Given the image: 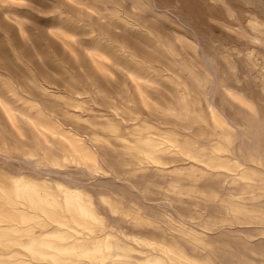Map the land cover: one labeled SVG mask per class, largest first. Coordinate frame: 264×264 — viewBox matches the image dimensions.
<instances>
[{
    "label": "rangeland",
    "instance_id": "obj_1",
    "mask_svg": "<svg viewBox=\"0 0 264 264\" xmlns=\"http://www.w3.org/2000/svg\"><path fill=\"white\" fill-rule=\"evenodd\" d=\"M0 235V264H264V0H0Z\"/></svg>",
    "mask_w": 264,
    "mask_h": 264
},
{
    "label": "bare ground",
    "instance_id": "obj_2",
    "mask_svg": "<svg viewBox=\"0 0 264 264\" xmlns=\"http://www.w3.org/2000/svg\"><path fill=\"white\" fill-rule=\"evenodd\" d=\"M206 98H207V97H206ZM203 99H204V98H203ZM210 102H211V101H210ZM207 103H209V102H206V104H207ZM209 105H210V107H211V104H210V103H209ZM207 107H208V105H207ZM214 124H215V123H214ZM178 127H179V126H178ZM79 135H81V134H79ZM76 144H78V143H76ZM77 146H78V145H77ZM75 147H76V146H75ZM78 147H79V146H78ZM164 147H166V146H164ZM76 148H77V147H76ZM119 148H120V147H119ZM123 148H124V147H123ZM166 148H167V147H166ZM163 149H164V148H163ZM163 149L161 148V150H163ZM81 150H82V149H81ZM81 150H80V151H81ZM165 150H166V149H165ZM81 152H83V151H81ZM154 152H155V150H154ZM159 152H160V148H159ZM77 153H78V152H77ZM86 154H87V153H86ZM78 155H79V153H78ZM83 156H84V155H83ZM155 156H156V157H159V156L157 155V153H156ZM155 156H154V157H155ZM161 156H163V155H161ZM161 156H160L159 158H161ZM74 157H75V156H74ZM79 157H80V155H79ZM80 158H81V157H80ZM85 158H86V157H85ZM82 160H83V159H82ZM87 160H88V159H87ZM87 160H86V161H87ZM152 160H153V159H152ZM155 160H156V159H155ZM155 160H154V162H155ZM157 160H158V159H157ZM75 161H76V159H75ZM160 161H161V160H160ZM160 161H156V163L159 162V164H160V163H161ZM148 162H149V161H148ZM152 162H153V161H152ZM83 163H84V162H83ZM87 163H88V161H87ZM79 164H82V162L79 163ZM88 164H90V163H88ZM91 164H92V163H91ZM150 164H151V162H150ZM82 165H84V164H82ZM153 165H154V163L152 164V166H153ZM79 166H80V165H79ZM90 166H91V165H89L88 167L90 168ZM92 166H93V165H92ZM92 166H91V167H92ZM156 166H157V165H156ZM158 166H159V165H158ZM85 167H86V166H85ZM88 167H87V168H88ZM79 168H80V167H79ZM153 168H154V166H153ZM155 168H156V167H155ZM79 170H80V169H79ZM166 170H167V169H166ZM88 171H89V170H88ZM86 172H87V171H86ZM112 172H113V171H112ZM88 174H89V172H88ZM94 174H95V173H94ZM97 174H98V173L96 172V175H97ZM96 175H95V178L93 177L94 179L97 178ZM99 175H101V174H99ZM111 176H112V175H111ZM109 177H110V176H109ZM114 177H115V176H114ZM116 177H117V176H116ZM89 178H91V177H89ZM91 181H92V180H91ZM117 182H118V181H117ZM124 182H125V181H124ZM88 183H89V182H88ZM124 184H125V183H124ZM69 187H70V186H69ZM34 188L36 189L35 186H34ZM34 188H33V189H34ZM134 189H135V188H134ZM35 191H36V190H35ZM35 191H34V192H35ZM38 191H39V190H38ZM31 193H32V192H31ZM34 194H36V193H34ZM34 194H31V196H34ZM39 194H40V193H39ZM34 198H36V196H35ZM38 198H39V197H38ZM32 199H33V198H32ZM40 199H42V198L40 197ZM51 200H52V199H51ZM53 200H54V199H53ZM34 202H35V200H34ZM36 202H38V201H36ZM44 202H45V200H44ZM50 202H52V201H50ZM47 203H48V202H47ZM53 203H54V202H53ZM35 204H36V203H35ZM39 204L42 205L43 203L39 201ZM54 204H56V203H54ZM64 204H65V203H64ZM73 204H74V203H73ZM36 205H37V204H36ZM45 205H46V204H45ZM56 205H57L56 207H59V204H56ZM37 206H38V205H37ZM43 206H44V205H43ZM53 206H54V205H53ZM73 206H74V205H73ZM44 207H47V205L44 206ZM48 207H49V206H48ZM70 207H71V206H70ZM75 207H76V206H75ZM75 207H74V208H75ZM59 208H60V207H59ZM66 208H68V207H65V209H66ZM72 208H73V207H72ZM72 208H71V209H72ZM47 209H49V208H47ZM61 209H63V210L65 211L64 208H61ZM61 209H60V210H61ZM79 209H81V208H79ZM76 210H77V208H76ZM82 210H83V209H82ZM57 211H58V210H57ZM70 211L74 212V210H70ZM79 211H80V210H79ZM58 212H59V211H58ZM65 213H66V211H65ZM60 214H61V211H60ZM73 214H74V213H73ZM73 214H70V217H72L71 215H73ZM80 214H81V213H80ZM56 215H58V214H56ZM64 215H65V214H64ZM64 215H62V216H64ZM67 215H68V214H67ZM58 216H59V215H58ZM65 216H66V215H65ZM78 216H79V215H78ZM50 217H52V215H50ZM56 217H57V216H56ZM68 217H69V216H68ZM68 217H67V218H68ZM20 218H21V217H20ZM79 218H80V217H79ZM53 219H55V217H54ZM63 219H64V218H63ZM65 219H66V218H65ZM68 219H69V218H68ZM89 219H90V218H88V221H89ZM56 220H57V219H56ZM60 220H61V219L59 218V221H60ZM82 220H83V219H82ZM62 221H63V220H62ZM83 221H84V220H83ZM65 222H66V221H65ZM84 222L87 223L86 220H85ZM91 223H92V222H91ZM60 224H61V223H60ZM60 224H59V225H60ZM63 224H64V223H63ZM87 224L89 225L90 223H87ZM87 224H83L84 227H85V225H86V227H85L86 229H87V226H88ZM100 224H102V223H100ZM100 224H98V225H100ZM103 224H104V223H103ZM105 224H106V223H105ZM111 224H112V223H111ZM114 224H115V223H114ZM19 225H20V224H19ZM53 225H55V224H53ZM64 225L66 226V224H64ZM75 225H76V227H77L78 224H75ZM75 225L73 226L74 228H75ZM92 225H93V224H91V226H92ZM94 225H95V224H94ZM94 225H93V227H94ZM45 226H46V225H45ZM56 226L58 227V223H57ZM56 226H54V229H55ZM80 226H81V225H78L77 230L80 228ZM91 226H90V228H91ZM95 226H97V225H95ZM102 226H104V225H102ZM73 227H71V228H73ZM88 227H89V226H88ZM93 227H92V228H93ZM100 227H101V226H100ZM105 227H107V226H105ZM32 228H33V227H32ZM43 228H44V227H43ZM47 228H48V226H47ZM59 228H60V226H59ZM74 228H73V229H74ZM92 228H91V229H92ZM94 228H95V227H94ZM94 228H93V229H94ZM96 228H97V227H96ZM101 228H102V227H101ZM113 228H114V227H113ZM226 228H227V227H226ZM44 229L47 231L46 228H44ZM52 229H53V228H52ZM54 229L52 230V232H53L52 234L55 236L54 232L56 233V231H54ZM75 229H76V228H75ZM80 229H81V228H80ZM80 229H79V231L75 230V231L78 232V233H76V234L79 235V233H80V231H81ZM91 229L89 230L90 233H91ZM93 229H92V230H93ZM102 229H103V228H102ZM106 229H107V228H106ZM108 229H109V228H108ZM41 230H42V229H41ZM64 230H65V227H64ZM64 230H63V231H64ZM82 230H83V229H82ZM87 230H88V229H87ZM94 230H95V229H94ZM152 230H153V229H152ZM43 231H44V230H43ZM66 231H68V230H66ZM66 231H65V232H66ZM75 231H74V233H75ZM106 231H107V230H106ZM108 231H109V230H108ZM35 232H38V231L36 230ZM59 232H60V231H59ZM81 232H82V231H81ZM83 232H84V230H83ZM83 232H82V233H83ZM87 232H88V231H87ZM92 232H94V231H92ZM103 232H105V230H104ZM112 232H113V231H112ZM30 233H31V232H30ZM42 233H43V232H42ZM42 233H41V234H42ZM48 233H49V232H48ZM57 233H58V231H57ZM68 233H71V232H68ZM74 233H73V234H74ZM106 233H107V232H106ZM50 234H51V232H50ZM96 234H97V233H96ZM101 234H102V233H101ZM107 234H108V233H107ZM109 234H110V233H109ZM31 235H34V234H31ZM39 235H40V234H39ZM39 235H37V237H38ZM43 235H44V234H43ZM48 235H49V234H48ZM48 235H45V236H48ZM62 235H64V232H63ZM62 235H61V236H62ZM65 235H66V234H65ZM71 235H72V233H71ZM81 235H82V234H81ZM83 235H84V234H83ZM90 235H91V234H90ZM98 235H99V234H98ZM0 236H1V235H0ZM2 236H3V235H2ZM50 236H51V235H50ZM56 236H57V234H56ZM67 236H68V235H66L65 237H67ZM94 236H95V235H94ZM94 236H93V237H94ZM99 236H100V235H99ZM99 236H98V237H99ZM104 236H105V235H104ZM18 237H19V236H18ZM20 237H21V236H20ZM27 237H29V236H27ZM32 237H33V236H32ZM34 237H35V236H34ZM37 237H35V238H37ZM40 237H41V236H40ZM52 237H53V236H52ZM68 237H69V236H68ZM68 237H67V238H68ZM74 237H76V236L74 235ZM87 237H88V235H87ZM90 237H91V236H90ZM13 238L15 239V237H13ZM16 238H17V237H16ZM43 238H44V237H43ZM45 238H47V237H45ZM45 238H44V239H45ZM49 238H50V237H49ZM54 238H55V237H54ZM57 238H58V237L55 238V239H56V242H57ZM60 238H61V237H60ZM71 238H72V237H71ZM76 238L78 239V238H80V236H79V237H76ZM76 238H75V239H76ZM82 238H83V237H82ZM82 238L80 239V241H82ZM88 238H89V237H88ZM96 238H97V237H96ZM96 238H95V239H96ZM101 238L103 239V237H101ZM106 238H107V237H106ZM114 238H115V237H113V239H114ZM21 239H22V238H21ZM41 239H42V238H41ZM50 239H53V238H50ZM55 239H54V240H55ZM75 239H74V241H75ZM89 239H91V238H89ZM95 239H94V240H95ZM17 240H18V239H17ZM17 240H16V241H17ZM24 240H25V238H24ZM38 240H39V239H38ZM58 240H59V238H58ZM62 240H65V239L63 238ZM67 240H68V239H67ZM69 240H70V239H69ZM69 240H68V241H69ZM78 240H79V239H78ZM87 240H88V239H87ZM96 240H97V239H96ZM99 240H100V239H99ZM103 240H104V239H103ZM22 241H23V239H22ZM26 241H28V240H26ZM42 241H43V240H42ZM49 241H50V240H49ZM71 241H72V239H71ZM101 241H102V240H101ZM8 242H9V241H8ZM18 242H20V241L18 240ZM38 242H39V241H38ZM38 242H37V244H38ZM76 242L78 243L79 241H76ZM76 242H75V243H76ZM82 242H83V241H82ZM86 242H87V241H86ZM95 242H96V241H95ZM98 242H99V241H98ZM103 242H104V243H107L108 240H107L106 242H105V241H103ZM2 243H3V242H2ZM2 243H1V240H0V244H2ZM28 243H29V242H28ZM77 243H76V245H77ZM80 243H81V242H80ZM90 243H91V242H90V240H89L87 246H90ZM96 243H97V242H96ZM108 243H109V242H108ZM3 244L5 245L6 243H3ZM3 244H2V245H3ZM13 244H16V242H13ZM51 244H53V243L51 242ZM51 244H50V245H51ZM54 244H55V243H54ZM54 244H53V245H54ZM71 244H72V243H71ZM92 244H93V243H92ZM92 244H91V245H92ZM98 244H99V243H98ZM100 244H101V243H100ZM114 244H115V243H113L112 245H114ZM117 244H118V243H117ZM117 244H116V246H118ZM120 244H121V243H120ZM7 245L9 246V244H7ZM7 245H5V246H7ZM10 245H11V244H10ZM25 245H26V244H24V247H25ZM39 245H40V244H39ZM42 245H43V244H42ZM78 245H79V244H78ZM85 245H86V244H85ZM106 245H107V244H106ZM5 246H4V247H5ZM40 246H41V245H40ZM45 246H47V243H45ZM57 246H58V245H57ZM57 246L54 245V248L57 247ZM69 246H72V245H69ZM94 246H95V245H93V247H94ZM96 246H97V244H96ZM100 246H101V245H100ZM100 246H98V247H100ZM104 246H105V245H104ZM107 246H108V245H107ZM24 247H22V248L24 249ZM28 247L31 248V245H28ZM37 247H38V245H37ZM37 247H35V248H37ZM47 247H48V246H47ZM52 247H53V246H52ZM52 247H51V248H52ZM59 247H62V246H59ZM59 247H58V248H59ZM78 247H79V246H78ZM5 248H6V247H5ZM11 248H12V247H11ZM42 248H44V245H43ZM49 248H50V247H49ZM63 248H64V247H63ZM65 248H66V247H65ZM67 248H68V246H67ZM86 248H87V247H86ZM90 248H91V247H90ZM109 248H110V249H111V248L113 249L112 246H110ZM27 249H28V248H27ZM55 249H56V248H55ZM71 249H72V248H71ZM74 249L76 250V248H74ZM101 249H102V248H101ZM107 249H108V247H107ZM112 249H111L110 251H112ZM10 250H11V249H10ZM12 250H13V249H12ZM24 250H25V249H24ZM96 250L98 251V248L96 249V247H95V251H96ZM2 251H3V250H2ZM36 251H37V250H36ZM36 251H35V252H36ZM41 251L44 252L43 249H41ZM59 251H61V250L59 249ZM65 251H66V249L63 250V253H64ZM69 251H70V249H69ZM78 251H79V250H78ZM95 251H94V252H95ZM29 252H30V251H29ZM48 252H49V251H48ZM48 252H47V253H48ZM56 252H57V251H56ZM66 252H68V251H66ZM72 252H73V249H72ZM72 252L70 251V253H72ZM92 252H93V251H92ZM92 252H90V253H92ZM99 252H100V251H99ZM105 252H107V251L105 250ZM185 252H187V251H185ZM1 253H2V252H1ZM3 253H6V252H3ZM3 253H2V254H3ZM8 253H10V252H8ZM8 253H7V254H8ZM40 253H41V252H40ZM40 253L38 252V254H40ZM59 253H60V252H59ZM61 253H62V251H61ZM73 253H75V252H73ZM79 253H80V252H79ZM84 253H85V252H84ZM36 254H37V252H36ZM45 254H46V253H45ZM56 254H58V253H56ZM64 254H65V253H64ZM81 254H82V253H81ZM88 254H89V253H88ZM94 254H95V253H93V255H94ZM97 254H98V253H97ZM97 254H96V255H97ZM99 254H100V253H99ZM102 254H103V253H102ZM105 254H106V253H105ZM0 255H1V254H0ZM3 255H4V254H3ZM12 255H13V254H12ZM43 255H44V254H43ZM54 255H55V253H54ZM75 255H76V253L74 254V256H75ZM82 255H83V254H82ZM82 255H81V256H82ZM96 255H95V256H96ZM111 255H112V254H111ZM35 256H36V255H35ZM37 256H38V255H37ZM44 256H45V255H44ZM48 256L50 257V256H52V255L48 254ZM81 256L79 255V258H80ZM84 256H85V255H83L82 257H84ZM89 256H92V254H90ZM95 256L90 257V259L93 258V259L95 260V258H94ZM102 256H104V255H102ZM102 256H101V257H102ZM106 256H107V255H106ZM2 257H3V256H2ZM2 257H0V258L2 259ZM18 257H19V256H18ZM18 257H17V258H18ZM38 257H41V256H38ZM60 257H61V256H60ZM66 257H67V256H66ZM77 257H78V256H77ZM82 257H81V258H82ZM113 257H114V256H113ZM12 258H13V256H12ZM12 258H11V259H12ZM50 258H51V260L53 259V257H50ZM55 258H56V257H55ZM64 258H65V257H64ZM81 258H80V259H81ZM88 258H89V257H88ZM99 258H100V257H99ZM149 258H150V257H149ZM160 258H161V257H160ZM13 259H16V258H13ZM13 259H12V260H13ZM31 259H32V258H31ZM31 259H30V261H31ZM35 259H37V258H35ZM40 259H42V258H40ZM40 259H38V260H40ZM100 259H101V258H100ZM109 259H110V258H109ZM109 259H108V260H109ZM150 259H151V258H150ZM18 260H20V259L18 258ZM77 260H78V258H77ZM94 260H93V261H94ZM111 260H112V259H111ZM156 260H157V259H156ZM156 260H155V261H156ZM0 261H2V260H0ZM9 261H10V260H9ZM35 261H36V260H35ZM53 261H56V260L53 259ZM83 261H84V258H83ZM149 261H150V260H149ZM14 262H15V260H13L12 264H13ZM16 262H17V261H16ZM16 262H15V263H16ZM94 262H95V264H97L96 261H94ZM106 262H107V261H106ZM110 262H111V261H110ZM4 263H5V262H4ZM7 263H8V261H7ZM17 263H19V261H18ZM31 263L33 264L32 261H31ZM154 263H155V262H154ZM156 263H157V262H156ZM5 264H6V263H5ZM28 264H30V263H28ZM35 264H37V263H35ZM39 264H40V262H39ZM98 264H99V263H98ZM104 264H105V263H104ZM159 264H160V263H159Z\"/></svg>",
    "mask_w": 264,
    "mask_h": 264
}]
</instances>
